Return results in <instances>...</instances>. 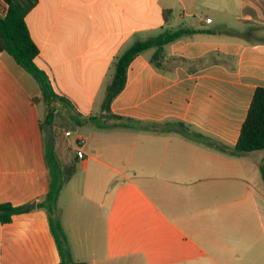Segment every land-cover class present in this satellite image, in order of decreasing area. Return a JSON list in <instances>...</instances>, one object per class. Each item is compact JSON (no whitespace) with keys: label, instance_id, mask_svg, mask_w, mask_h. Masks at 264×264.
<instances>
[{"label":"crops","instance_id":"0c3cea01","mask_svg":"<svg viewBox=\"0 0 264 264\" xmlns=\"http://www.w3.org/2000/svg\"><path fill=\"white\" fill-rule=\"evenodd\" d=\"M7 10L0 0V15ZM25 21L39 48L35 63L55 93L78 122L96 118L69 120L90 132L75 140L84 139L86 158L74 148L77 169L58 199L72 259L264 264V150L230 155L191 134L141 130L103 110L115 61L132 43L166 29L195 30L166 46L161 69L150 62L153 48L138 55L111 113L180 121L234 147L264 86V0H38ZM44 115L37 81L0 51V204H36L0 222V264L60 262L47 214L37 208L50 184ZM71 136L54 129L57 152L72 148Z\"/></svg>","mask_w":264,"mask_h":264},{"label":"trees","instance_id":"16d2710c","mask_svg":"<svg viewBox=\"0 0 264 264\" xmlns=\"http://www.w3.org/2000/svg\"><path fill=\"white\" fill-rule=\"evenodd\" d=\"M3 2L7 4L8 10L5 16L0 15V51L11 55L17 64L37 81L41 90V101L45 106V115L41 122L43 133L46 132L47 126L52 125L54 127L56 113L60 109L68 114L70 121L79 125L94 121L95 117H89L78 122L76 120L78 115L72 112V105L55 93L48 76L35 63L39 48L31 38L25 17L36 6L38 0H3ZM197 32L186 28L177 30L166 29L155 37L132 43L115 61L113 79L106 89V100L103 105L104 117L124 121L141 130L178 131L191 134L196 140L230 155L239 156L248 152L264 150V86H260L255 90L246 118L242 124L238 141L232 148L207 139L199 133H191L185 124L180 121L144 122L111 113V103L125 87L128 68L138 55L153 48L154 52L150 57V62L158 69H161L166 60V46ZM178 61L181 63L186 62L182 58L178 59ZM44 145L45 160L50 173V184L47 196L37 203V208L44 210L47 214L50 231L60 255L58 264H86L84 262H75L72 259L67 234L58 216L59 196L67 182L74 175L79 161L76 157H72L69 158L67 163H64L67 157L60 151L57 152L54 135L53 142L46 138L44 139ZM260 174L264 187V160L260 165ZM32 210L28 204L14 206L11 203H2L0 204V222L3 224L9 223L12 221L13 216Z\"/></svg>","mask_w":264,"mask_h":264},{"label":"rangeland","instance_id":"374dc122","mask_svg":"<svg viewBox=\"0 0 264 264\" xmlns=\"http://www.w3.org/2000/svg\"><path fill=\"white\" fill-rule=\"evenodd\" d=\"M213 16V14L211 15ZM73 123L69 121V117H68V114L64 111V110H59L57 113H56V119H55V124H54V128H52V136L54 135V129H56V131H58V129H61L62 130H71L72 132V136H71V141L73 142V145H72V148L71 149H67V146L64 145L63 147V150H62V153L65 155V157H73L74 156V148L76 147V143H75V140L77 138V136L79 134H81L83 137L87 138L90 134L89 130L88 129H85V130H81L79 128V126H76V125H72ZM71 125V126H70ZM48 138L47 137V133L45 132L44 133V139ZM91 149V143H87L86 145V150L87 151H90ZM68 194L65 193L62 195V198H61V203H66V201L68 200ZM59 216V215H58Z\"/></svg>","mask_w":264,"mask_h":264},{"label":"built area","instance_id":"2783aa9c","mask_svg":"<svg viewBox=\"0 0 264 264\" xmlns=\"http://www.w3.org/2000/svg\"><path fill=\"white\" fill-rule=\"evenodd\" d=\"M66 135H70L69 132L66 133ZM84 144V139L82 137H78L76 141V157L80 160L83 161L86 158V154L82 149V146Z\"/></svg>","mask_w":264,"mask_h":264},{"label":"water","instance_id":"95a60500","mask_svg":"<svg viewBox=\"0 0 264 264\" xmlns=\"http://www.w3.org/2000/svg\"><path fill=\"white\" fill-rule=\"evenodd\" d=\"M52 128H53L52 125H49L46 128V133H47L48 140L51 141V142H53ZM29 207L31 209H34L36 207V204H34V203L33 204H30Z\"/></svg>","mask_w":264,"mask_h":264}]
</instances>
